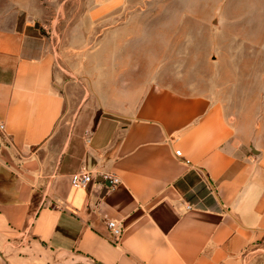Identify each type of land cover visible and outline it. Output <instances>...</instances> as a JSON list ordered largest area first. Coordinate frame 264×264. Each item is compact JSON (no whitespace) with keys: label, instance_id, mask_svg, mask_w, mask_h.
Masks as SVG:
<instances>
[{"label":"crops","instance_id":"obj_1","mask_svg":"<svg viewBox=\"0 0 264 264\" xmlns=\"http://www.w3.org/2000/svg\"><path fill=\"white\" fill-rule=\"evenodd\" d=\"M97 1L0 0V264H264V130L231 88L257 57L172 72L174 29Z\"/></svg>","mask_w":264,"mask_h":264},{"label":"rangeland","instance_id":"obj_2","mask_svg":"<svg viewBox=\"0 0 264 264\" xmlns=\"http://www.w3.org/2000/svg\"><path fill=\"white\" fill-rule=\"evenodd\" d=\"M46 2L45 8L50 11L83 10L99 6L97 0ZM111 7L126 10V13L118 17L122 23L143 25L149 30H164L166 34L169 30H175L177 64L175 67L170 66L172 72L180 73L184 61L185 68L191 69L193 76L199 80L197 74L203 71L200 69L203 68L200 66L203 62L200 60L202 54L209 52V59H217L216 48L219 45L229 46L230 48L225 50L226 53L238 59L257 57V73L252 74L247 81H242L239 87L232 82L231 88L250 91V96L246 98L247 108L243 109L250 113L255 125L264 130V0H121L115 4L113 2ZM47 19V23L52 21L51 25L55 24V16ZM58 19L73 20V17L60 16ZM20 20L21 16L18 17V21ZM57 24L62 25L61 22ZM34 26L38 32L45 34L46 29L38 22ZM189 30L191 33H188ZM49 34L55 37L51 31ZM189 44L191 50L187 55ZM184 52L187 60L185 57L183 59ZM206 68V72H214L209 70V67ZM259 138L264 140V134ZM57 260L60 261L53 264H65L72 259L58 257Z\"/></svg>","mask_w":264,"mask_h":264},{"label":"built area","instance_id":"obj_3","mask_svg":"<svg viewBox=\"0 0 264 264\" xmlns=\"http://www.w3.org/2000/svg\"><path fill=\"white\" fill-rule=\"evenodd\" d=\"M0 129H2V124H0ZM174 154L176 156L179 155V150H175ZM93 176L90 172L87 171H75L69 175L70 185L74 188H81L87 185L92 180ZM109 186H113L118 182V180L114 177L108 178ZM188 207V206H187ZM106 227L109 231L110 237L113 241H117L120 233H121V226L115 220H107L105 222Z\"/></svg>","mask_w":264,"mask_h":264},{"label":"water","instance_id":"obj_4","mask_svg":"<svg viewBox=\"0 0 264 264\" xmlns=\"http://www.w3.org/2000/svg\"><path fill=\"white\" fill-rule=\"evenodd\" d=\"M99 180L104 183V187L105 188L109 186V181L108 180H105V179H102V178H100ZM75 264H79V263H75Z\"/></svg>","mask_w":264,"mask_h":264}]
</instances>
